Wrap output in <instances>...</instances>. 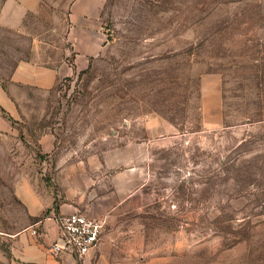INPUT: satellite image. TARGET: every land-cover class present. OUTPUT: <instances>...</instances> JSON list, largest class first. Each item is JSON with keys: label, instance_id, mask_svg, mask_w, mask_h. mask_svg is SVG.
<instances>
[{"label": "rangeland", "instance_id": "1", "mask_svg": "<svg viewBox=\"0 0 264 264\" xmlns=\"http://www.w3.org/2000/svg\"><path fill=\"white\" fill-rule=\"evenodd\" d=\"M103 16L83 73L8 83L16 170L58 163L104 193L125 187L100 218L104 264H264V0H106ZM11 44L0 36L4 86ZM24 218L2 210L0 228Z\"/></svg>", "mask_w": 264, "mask_h": 264}, {"label": "crops", "instance_id": "2", "mask_svg": "<svg viewBox=\"0 0 264 264\" xmlns=\"http://www.w3.org/2000/svg\"><path fill=\"white\" fill-rule=\"evenodd\" d=\"M105 2L0 0V33L13 43L5 87L0 77V106L6 114L13 116L15 110L8 83L51 90L64 78L86 69L98 56L105 35ZM14 40L17 56L13 52ZM17 134L16 127L0 112V162H6L5 169L0 170V216L2 210L21 207L25 217L18 229L0 228L10 253L0 249V264H104L107 239L103 232L98 245L82 258L72 254L54 258L48 245L59 237L57 218L60 215L79 210L92 218L107 217L125 187L116 185L114 191L104 193L103 180L89 187L86 180L80 181L79 172H63L58 163L50 172L16 170V157L10 146L18 140ZM38 143L41 152L46 154L41 159L44 161L54 147V137L44 132ZM58 156L62 157L55 154L54 159ZM4 217L8 223H15L11 215L6 213Z\"/></svg>", "mask_w": 264, "mask_h": 264}, {"label": "built area", "instance_id": "3", "mask_svg": "<svg viewBox=\"0 0 264 264\" xmlns=\"http://www.w3.org/2000/svg\"><path fill=\"white\" fill-rule=\"evenodd\" d=\"M57 220L59 237L48 245V251L54 258L63 254L82 258L98 245L104 230L102 219L92 218L78 210L60 215Z\"/></svg>", "mask_w": 264, "mask_h": 264}, {"label": "trees", "instance_id": "4", "mask_svg": "<svg viewBox=\"0 0 264 264\" xmlns=\"http://www.w3.org/2000/svg\"><path fill=\"white\" fill-rule=\"evenodd\" d=\"M83 72H84V70L79 71L78 74H81V73H83ZM2 85L4 86V84H2ZM4 87H5V86H4ZM0 112H1L2 114H5L6 117H7L9 120H11V119H10V116H8V115L5 113V111L3 110V108H2L1 106H0ZM3 250H4L8 255H10V253H9V249H8V248L4 247Z\"/></svg>", "mask_w": 264, "mask_h": 264}]
</instances>
